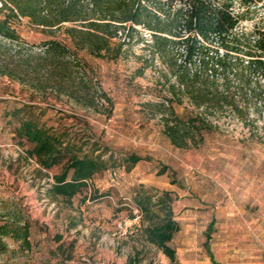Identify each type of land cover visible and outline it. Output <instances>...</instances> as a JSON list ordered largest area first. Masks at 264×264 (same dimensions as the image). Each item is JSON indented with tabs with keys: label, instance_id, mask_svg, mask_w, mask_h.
Returning <instances> with one entry per match:
<instances>
[{
	"label": "rangeland",
	"instance_id": "obj_1",
	"mask_svg": "<svg viewBox=\"0 0 264 264\" xmlns=\"http://www.w3.org/2000/svg\"><path fill=\"white\" fill-rule=\"evenodd\" d=\"M158 1L165 16L181 6ZM232 11L244 16L236 32L264 31V0H234ZM13 26L24 49L1 42L0 223L27 222L29 247L5 238L0 264H169L146 241V219L133 200L146 193L156 201L165 192L179 226L169 243L178 264H264V105L248 101L246 124L229 108L210 109L203 118L212 128L199 133L193 127L187 145L176 147L165 123L197 112L178 93V47L169 58H152L142 41L150 37L139 26L130 37L126 31L111 37L109 54L99 58L76 52L64 33L66 27L84 28L82 21L51 33L22 18ZM50 38L71 50L74 83H66V91L81 96L89 90L94 105L78 104L63 92L36 91L2 73ZM250 80L251 90L264 84L257 75ZM22 118L74 140L78 155L100 156L107 169L71 199L54 197L49 189L60 166L45 170L28 157L31 145L16 133ZM130 154L141 160L129 166L124 159Z\"/></svg>",
	"mask_w": 264,
	"mask_h": 264
},
{
	"label": "trees",
	"instance_id": "obj_2",
	"mask_svg": "<svg viewBox=\"0 0 264 264\" xmlns=\"http://www.w3.org/2000/svg\"><path fill=\"white\" fill-rule=\"evenodd\" d=\"M174 1L181 6L165 16L158 0H0V48L1 42L7 41L16 42L20 51L24 49L13 26L20 18L48 33L64 23L84 22V28L66 27L64 33L76 52L85 50L99 58L109 54L110 38L118 32L126 31L130 37L137 27L146 29L150 39L142 41L152 58H169L172 48L178 47V93L197 112L186 120L178 117L171 125L165 123L164 132L171 144L183 147L193 137V127L199 133L212 128L203 118L210 109L229 108L246 124L248 120L242 111L247 110L248 101H255V107L264 105V84L257 82L252 90L249 88L253 75L264 83V31L236 32L244 16L233 13L234 0ZM149 3L153 8H149ZM36 46L38 51L18 58L12 68L2 73L28 83L36 91L63 92L78 104L94 105L89 90L81 96L75 89L66 91V83L71 80L74 83L69 46L55 38ZM233 81L236 86H232ZM16 133L31 145L27 155L35 158L42 169L60 166V172L52 175L49 189L54 197L71 199L87 188L95 174L108 167L100 156L78 155L75 151L79 145L74 140H65L30 118L19 120ZM124 160L133 166L141 158L130 154ZM133 200L142 219H146L142 228L146 241L160 250L169 264H178L175 250L169 244L179 230L172 217L169 194L165 192L154 201L146 193H136ZM8 215L13 217L16 213ZM213 225L212 219L207 226V241ZM5 238L28 248L27 222L9 219L0 223V253L8 249Z\"/></svg>",
	"mask_w": 264,
	"mask_h": 264
}]
</instances>
